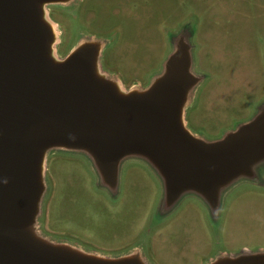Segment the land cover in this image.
<instances>
[{"label": "water", "instance_id": "1", "mask_svg": "<svg viewBox=\"0 0 264 264\" xmlns=\"http://www.w3.org/2000/svg\"><path fill=\"white\" fill-rule=\"evenodd\" d=\"M81 0H0V264H153L142 242L109 253L43 230L52 155L84 158L116 200L125 165L157 177V217L198 200L216 227L242 187L264 190V101L217 138L192 131L187 110L207 76L196 69L189 25L146 85L103 67L111 41L80 33L64 56L50 8ZM218 229V228H217ZM204 264H264V248L218 249Z\"/></svg>", "mask_w": 264, "mask_h": 264}, {"label": "rangeland", "instance_id": "2", "mask_svg": "<svg viewBox=\"0 0 264 264\" xmlns=\"http://www.w3.org/2000/svg\"><path fill=\"white\" fill-rule=\"evenodd\" d=\"M55 9L58 55L80 33L108 39L103 67L126 87L146 85L171 52L170 37L189 25L196 69L207 76L186 113L194 132L217 138L264 101V0H81L71 10ZM47 176L43 230L98 251L142 242L153 264H204L218 249L264 248V191L250 186L228 199L216 227L193 198L160 220V183L137 162L125 165L116 200L97 188L82 157L52 155Z\"/></svg>", "mask_w": 264, "mask_h": 264}, {"label": "flooded vegetation", "instance_id": "3", "mask_svg": "<svg viewBox=\"0 0 264 264\" xmlns=\"http://www.w3.org/2000/svg\"><path fill=\"white\" fill-rule=\"evenodd\" d=\"M57 11V9H55V8H50L49 9V15H50V17L52 18V20H53V14L55 13ZM61 43V42H60ZM253 189H255V188H253ZM256 190H259V189H256ZM259 191H264V190H259ZM62 234H64V233H62ZM72 236V235H71ZM73 236H75V237H77V235H73ZM243 248H247V249H249L248 247H243ZM243 248H241V249H243Z\"/></svg>", "mask_w": 264, "mask_h": 264}]
</instances>
